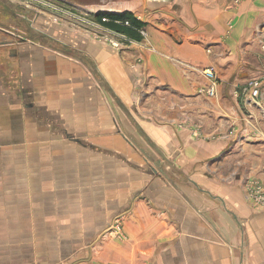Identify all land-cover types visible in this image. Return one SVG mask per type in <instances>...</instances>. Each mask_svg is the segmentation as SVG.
Returning a JSON list of instances; mask_svg holds the SVG:
<instances>
[{
	"label": "crops",
	"instance_id": "1",
	"mask_svg": "<svg viewBox=\"0 0 264 264\" xmlns=\"http://www.w3.org/2000/svg\"><path fill=\"white\" fill-rule=\"evenodd\" d=\"M43 7L0 30V264H264V153L229 160L264 148V0H139L119 47Z\"/></svg>",
	"mask_w": 264,
	"mask_h": 264
},
{
	"label": "rangeland",
	"instance_id": "2",
	"mask_svg": "<svg viewBox=\"0 0 264 264\" xmlns=\"http://www.w3.org/2000/svg\"><path fill=\"white\" fill-rule=\"evenodd\" d=\"M66 1L71 2L72 4L67 3L65 1H61V0H55V1H52V0H19L20 3H25L28 6H31L32 8H38L39 10H40L41 6H44L43 8H47L49 11L51 8L52 10H55L56 12H60V14H64V15L65 14H73V15L79 17L80 22L89 23L90 25H92L93 30L91 31V34L95 40L104 42V43L112 45L114 47H119L121 45L129 44L127 42L128 41L130 42V40L126 41L125 38H127V37H125L124 33L119 32V31L114 30V29L113 30L109 29L105 25L101 24L97 18H95V20H94V19H91V17L86 16V14L82 13L83 9H88V8H85V7H83L77 3H74L70 0H66ZM42 4H48L49 7H46L45 5H42ZM70 5H74L73 6L74 8H71ZM11 7L13 9V7H16V6L11 3ZM100 9L101 8H98V10H100ZM131 10H132V7H131ZM22 12H23L22 15L25 16L24 11H22ZM32 13L33 12L30 11V14H32ZM71 17L72 16H70V18ZM61 18H64V21H66V22H67L66 19H69V17H63V16H61ZM23 25H24L23 22L21 21L20 17H18V16L0 15V27L1 28L11 29L12 31H14V33L16 32L15 34L17 37L24 36L25 39L32 37L33 35L30 33L28 34V31L26 30V28ZM31 25H33V24L31 23ZM14 27L17 28V30L20 29V31L17 32V30H15ZM26 32H27V34H26ZM139 32L141 33L142 38H144V39L148 36L146 30L144 29V26L139 28ZM202 71H201V73H202ZM214 74H215V71H214ZM215 77H216V74H215ZM205 78H206V76H205ZM207 80L209 81L208 78H207ZM216 81H217V78H216ZM256 82H257V86H256V88H257L260 86V83L258 81H256ZM217 84H218V81H217ZM252 85L253 84L249 82L246 85V88H252L251 87ZM211 97H213V96H211ZM181 125L182 124H179V126H181ZM192 132L195 133L194 129L192 130ZM193 133H192L193 137L198 138ZM197 133L199 136L200 132L197 131ZM141 143L145 144V145L149 144L148 142H141ZM245 143L246 142L241 144L242 145L241 150H240V148H241L240 146H235L232 148L233 150H235L237 152L233 153L232 149L229 148V151L228 150L224 151L226 154L224 152H222L221 150H220V153L222 152L223 153L222 155H228L229 154V156L231 153L234 154V156L230 157V159H229V160H233L231 163V166L241 165L242 164L241 163L242 157L245 158V155L251 154L252 156H254V155H258V154L261 155L262 153H264V148L262 146H260V143H255L254 145H251L250 148ZM225 149H228V148H225ZM222 150H224V149H222ZM229 156H226L227 160H228ZM220 162H221V169H225L229 166V164H227L222 159L220 160ZM228 179L229 178H226L225 180H228ZM230 179H231V181H234V180L237 181V178H230ZM243 185H244L243 188L247 193V197H249V199L251 198L252 202H254V203L261 202L256 198L255 195H257V191H259V188H261V187L264 188V180L259 179V178L255 179V178L247 177V178H244ZM261 191H263V190H261ZM122 236H123V234H122Z\"/></svg>",
	"mask_w": 264,
	"mask_h": 264
},
{
	"label": "trees",
	"instance_id": "3",
	"mask_svg": "<svg viewBox=\"0 0 264 264\" xmlns=\"http://www.w3.org/2000/svg\"><path fill=\"white\" fill-rule=\"evenodd\" d=\"M95 18H97L99 22L106 27L122 32L129 38H133L136 40H140L141 38L139 28H141L144 23L136 19L129 11H125L122 13L113 11H99L95 14ZM102 18H107L108 20L103 21ZM125 22H128V24H126Z\"/></svg>",
	"mask_w": 264,
	"mask_h": 264
},
{
	"label": "water",
	"instance_id": "4",
	"mask_svg": "<svg viewBox=\"0 0 264 264\" xmlns=\"http://www.w3.org/2000/svg\"><path fill=\"white\" fill-rule=\"evenodd\" d=\"M5 2V0H1ZM77 3L85 8H88L94 12L98 13V8L101 11H113L117 13H122L130 9L139 0H70ZM0 15H13L17 16V12H8L6 8L0 5Z\"/></svg>",
	"mask_w": 264,
	"mask_h": 264
},
{
	"label": "built area",
	"instance_id": "5",
	"mask_svg": "<svg viewBox=\"0 0 264 264\" xmlns=\"http://www.w3.org/2000/svg\"><path fill=\"white\" fill-rule=\"evenodd\" d=\"M73 6L74 5H71V8H74ZM83 13L88 15V13L90 14L91 12L88 9H83ZM102 20L106 21L107 18H102ZM116 22H119V21H116ZM125 23L128 24V22H125ZM202 73L206 76V78L209 79V85L207 87L203 88L202 91L206 92L209 96H216L218 84H217L216 77L214 74V69L213 68H206L202 71ZM250 83L253 84L251 86L253 88L252 95L255 96L258 94V90L256 88L257 82L253 81ZM261 190H263V191H261ZM255 196L259 201L264 202V188H262V187L259 188V191H257V195H255ZM111 230L115 233V235H117V237H119V238L122 237L121 225L119 224L118 221H115V223H113Z\"/></svg>",
	"mask_w": 264,
	"mask_h": 264
},
{
	"label": "flooded vegetation",
	"instance_id": "6",
	"mask_svg": "<svg viewBox=\"0 0 264 264\" xmlns=\"http://www.w3.org/2000/svg\"><path fill=\"white\" fill-rule=\"evenodd\" d=\"M52 1H55V0H52ZM61 1H65V2H67L66 0H61ZM67 3H71V2H67ZM72 4V3H71ZM0 5H2L3 6V8H6V10H8V12L10 13V12H17V13H20V14H23V12L22 11H24V14L26 15L27 13H30V11L31 12H33L34 11V8H31V6H16V8L15 7H13V9H12V7H11V2L9 1V0H5V2H2L1 0H0ZM19 10V11H18ZM20 19H21V21L23 22V26L25 27V28H28V27H30V24L32 23H29L30 21L29 20H27L26 19V17H24V16H22V17H20ZM0 30H2L3 32H6V30H5V28H1L0 27ZM11 38V40H13V41H25V37L24 36H22V37H16V39H12V37H10ZM5 42H10L8 39H3L2 37L0 38V43H5Z\"/></svg>",
	"mask_w": 264,
	"mask_h": 264
}]
</instances>
